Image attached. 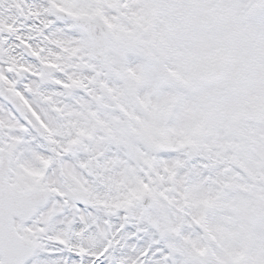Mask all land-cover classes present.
<instances>
[{"label": "snow or ice", "instance_id": "snow-or-ice-1", "mask_svg": "<svg viewBox=\"0 0 264 264\" xmlns=\"http://www.w3.org/2000/svg\"><path fill=\"white\" fill-rule=\"evenodd\" d=\"M0 264H264V0H0Z\"/></svg>", "mask_w": 264, "mask_h": 264}]
</instances>
